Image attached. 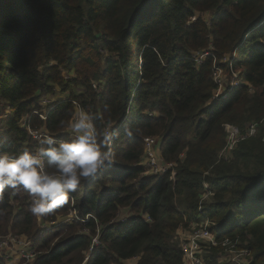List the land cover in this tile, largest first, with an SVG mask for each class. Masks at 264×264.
Instances as JSON below:
<instances>
[{"label":"trees","instance_id":"obj_1","mask_svg":"<svg viewBox=\"0 0 264 264\" xmlns=\"http://www.w3.org/2000/svg\"><path fill=\"white\" fill-rule=\"evenodd\" d=\"M210 48L223 74L244 83L216 104L213 57L199 67L190 60ZM43 97L54 101L43 108ZM77 105L101 113L100 126L112 122L116 160L43 219L74 210L93 217L85 224L43 233L29 198L5 191L0 237L31 240V264H181L177 231L205 220L217 243L264 264V0H0V150L35 149L24 118L31 130L70 138L61 122ZM250 124L256 135L220 160L224 126ZM144 138L161 140L171 172L140 176ZM205 184L213 195L202 202ZM122 209L134 217L114 223ZM220 250L209 248L206 264H218Z\"/></svg>","mask_w":264,"mask_h":264},{"label":"clouds","instance_id":"obj_2","mask_svg":"<svg viewBox=\"0 0 264 264\" xmlns=\"http://www.w3.org/2000/svg\"><path fill=\"white\" fill-rule=\"evenodd\" d=\"M103 119L101 113L77 105L71 118L61 122L70 138L33 132L35 149L25 148L19 153L0 150V200L6 190L13 197L25 194L28 211L38 220L63 208L83 182L115 163L116 132L110 120L107 126H100ZM124 131L131 135L127 127Z\"/></svg>","mask_w":264,"mask_h":264},{"label":"built area","instance_id":"obj_3","mask_svg":"<svg viewBox=\"0 0 264 264\" xmlns=\"http://www.w3.org/2000/svg\"><path fill=\"white\" fill-rule=\"evenodd\" d=\"M205 21L206 25L209 26V15L201 16ZM197 16L191 18V22L195 21ZM211 48L204 51L194 52L191 54L190 60L192 63L199 67L202 65L203 61L212 54ZM228 56H224L219 63H228ZM213 64L215 65L212 72L213 82L217 85L216 90L212 94L211 104L221 103L229 98L231 92L238 86L244 84L238 77L237 73H232L231 78L226 77L223 72L216 66V59L213 57ZM232 72V71H231ZM70 76L65 74V79H69ZM96 88V86L94 87ZM54 99H49L48 97H43L40 100V106L45 108L48 107ZM36 114L40 120L45 119L44 113ZM22 129H25L28 136L33 140V132H45L42 130L36 131L31 130L27 125V118H24L21 122ZM257 126L255 124H250L246 127L244 132H240L239 129L232 125H225V144L223 149L220 151L218 158L220 160H228L230 158L233 150L237 145L243 142L247 138H251L257 133ZM47 133V132H46ZM48 134V133H47ZM143 143V155L139 166L143 169L140 174L141 177H157L162 176L168 172H171L174 168L172 164H165L160 158V146L161 140L159 138H144ZM107 167V166H106ZM105 167V168H106ZM101 169L99 172L105 170ZM174 173H171L170 180L173 179ZM209 186L204 185L205 192L201 195L200 200L202 202L209 201L210 197L213 195L208 192ZM71 212V213H70ZM70 215L65 216L63 220H55L51 222H43L42 230L51 231L59 226L67 223L77 222L85 224L92 216L87 215L85 218H81L77 212L74 210L70 211ZM68 213V214H69ZM37 219V218H36ZM125 221L124 218L117 217L116 221ZM142 219L145 222H149V218L144 216ZM38 220V219H37ZM40 221V220H38ZM194 227L190 232L176 233V236L180 235L179 249L181 253V264H206L204 256L209 254V248L220 247V251L216 256V261L218 264H252V256L249 250L241 249L238 250L235 244H232L228 240H224L220 243L216 242L214 235L211 233L210 227L214 224L209 223L207 220L200 222L199 224H193ZM192 225V226H193ZM99 232L97 230V235L92 238V247L99 244L98 242ZM91 247V248H92ZM0 257H4L5 264H30L36 257V252L32 246V241L19 236H13L11 234L0 237ZM138 258H133L131 260L123 262V264H136ZM130 261V262H129ZM85 264V262H84Z\"/></svg>","mask_w":264,"mask_h":264},{"label":"rangeland","instance_id":"obj_4","mask_svg":"<svg viewBox=\"0 0 264 264\" xmlns=\"http://www.w3.org/2000/svg\"><path fill=\"white\" fill-rule=\"evenodd\" d=\"M3 120H0V123L2 122ZM0 126H1V124H0ZM71 213V212H70ZM70 213L68 214V215H70ZM67 215V216H68ZM63 219H65V217H60V216H58L57 218H56V220H63ZM43 222H44V220H40V221H38L37 219H36V223L38 224V227H39V229L41 230L42 229V226H43ZM194 227V225L192 226V225H190L189 226V228H187V229H183V231L184 232H190L191 231V229ZM179 232H182V230H178ZM47 232H50V231H46V232H44V233H47ZM179 232H177V233H179ZM181 237H180V235H178V237L177 236H175V240L177 241V243H178V246H179V243H180V239ZM130 262V261H129ZM31 264V263H30ZM227 264V263H226Z\"/></svg>","mask_w":264,"mask_h":264},{"label":"crops","instance_id":"obj_5","mask_svg":"<svg viewBox=\"0 0 264 264\" xmlns=\"http://www.w3.org/2000/svg\"><path fill=\"white\" fill-rule=\"evenodd\" d=\"M5 118H6V112L5 113H2V115L0 116V120H4ZM117 217H119L120 219L121 218H124L125 221H127L128 219L132 218V214L127 209H122L117 214ZM117 217H116V219H117Z\"/></svg>","mask_w":264,"mask_h":264}]
</instances>
